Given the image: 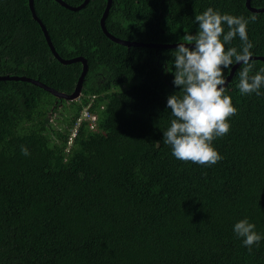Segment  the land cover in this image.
<instances>
[{"label": "trees", "instance_id": "trees-1", "mask_svg": "<svg viewBox=\"0 0 264 264\" xmlns=\"http://www.w3.org/2000/svg\"><path fill=\"white\" fill-rule=\"evenodd\" d=\"M245 3L112 0L105 28L125 41L172 45L195 34L194 17L208 7L255 15L247 35L259 71L264 13ZM105 5L89 0L71 11L33 0L58 56L87 62L79 101L0 81V264H264V241L250 253L233 233L247 217L264 234V95L240 94L239 64L225 85L238 113L213 142L223 159L211 167L181 162L162 140L171 118L166 98L178 91L175 48L114 43L100 28ZM250 5L264 8V0ZM229 46L239 48V38ZM81 70L52 56L28 0H0V76L29 77L70 94ZM59 105L62 130L48 118ZM85 117L94 123L76 124Z\"/></svg>", "mask_w": 264, "mask_h": 264}, {"label": "clouds", "instance_id": "clouds-1", "mask_svg": "<svg viewBox=\"0 0 264 264\" xmlns=\"http://www.w3.org/2000/svg\"><path fill=\"white\" fill-rule=\"evenodd\" d=\"M256 19L255 15L246 18L208 7L194 17L198 25L195 34L184 33V43L178 42L170 52L172 83L178 91L166 98L171 118L162 140L181 162L211 167L223 159L213 142L229 133V120L238 113L231 96L226 94V70L235 64L243 65L237 85L240 94L264 95V68L255 71L251 51L254 45L247 35L248 24ZM237 37L239 48L229 46ZM80 119L94 123L85 117L76 124ZM20 151L24 156L31 154L24 145ZM233 233L250 253L264 241V234L257 232L247 217L234 224Z\"/></svg>", "mask_w": 264, "mask_h": 264}, {"label": "water", "instance_id": "water-1", "mask_svg": "<svg viewBox=\"0 0 264 264\" xmlns=\"http://www.w3.org/2000/svg\"><path fill=\"white\" fill-rule=\"evenodd\" d=\"M55 2H57L61 7L71 10V11H78L82 8L85 7V5L88 3L89 0H84L83 3H81L78 6H70L68 4H66L65 2H63L62 0H54ZM112 0H106V5H105V9L103 12V15L101 17L100 20V28L103 32V34L110 39L111 41H113L114 43L126 46V47H147V48H176L177 44H172V45H160V44H152V43H142V42H129V41H125L119 38L114 37L113 35H111L107 29L105 28V19L108 15L110 6H111ZM28 6L30 8L31 11V15L33 17V19L38 23L43 36L45 38V41L47 43V46L49 47V50L52 54V56L60 63L63 65H67V64H71V63H80L82 66V70L81 73L78 77L77 83L74 87V90L72 91V93L70 94H66L63 92H59L56 91L42 83H40L37 80L31 79L29 77H25V76H17V75H3L0 76V81H22V82H27V83H31L35 86H38L40 88H43L46 92H49L51 95L55 96L56 98L60 99V100H65V101H75L79 98L81 90H82V84H83V79L84 76L88 70V65L87 62L84 58L82 57H75L72 59H62L58 56V54L56 53V51L54 50L52 43L50 41V38L48 36V33L45 29V27L42 25L41 21L37 18L35 12H34V7H33V0H28ZM246 8L252 12V13H264V8H259V9H255L252 8L250 5V0H246L245 3ZM260 60L264 61V58H258ZM239 66V64H235L233 65V67L231 68L229 75L226 77V84L230 81L231 77L233 76V73L235 71V69ZM225 84V85H226Z\"/></svg>", "mask_w": 264, "mask_h": 264}, {"label": "rangeland", "instance_id": "rangeland-1", "mask_svg": "<svg viewBox=\"0 0 264 264\" xmlns=\"http://www.w3.org/2000/svg\"><path fill=\"white\" fill-rule=\"evenodd\" d=\"M76 101H79V98ZM66 107L68 108V105H66ZM48 118H49V123L53 129L62 130L65 128L66 125L65 122L63 121L65 118V109L62 108V105H59L57 111L50 112L48 114Z\"/></svg>", "mask_w": 264, "mask_h": 264}]
</instances>
